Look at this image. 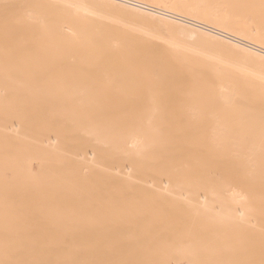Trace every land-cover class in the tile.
<instances>
[{
    "label": "rangeland",
    "instance_id": "obj_1",
    "mask_svg": "<svg viewBox=\"0 0 264 264\" xmlns=\"http://www.w3.org/2000/svg\"><path fill=\"white\" fill-rule=\"evenodd\" d=\"M123 1L0 0V36L5 19H43L139 61L58 71L70 80L63 87L22 80L52 71L8 69L18 82L0 84V211L7 227L34 237L64 227L71 238L0 243L102 249L84 264H264V119L239 117L218 97L234 92L264 110L263 9L244 8L246 0ZM9 37L19 57L31 52L16 32ZM146 61L164 68L145 71ZM158 69L185 80L160 85ZM72 74L86 80L71 82ZM204 91L215 98L199 99ZM115 122L124 157L116 136L105 139V124ZM140 135L158 149L167 140L168 150L142 160ZM201 154L212 161L191 164Z\"/></svg>",
    "mask_w": 264,
    "mask_h": 264
},
{
    "label": "bare ground",
    "instance_id": "obj_2",
    "mask_svg": "<svg viewBox=\"0 0 264 264\" xmlns=\"http://www.w3.org/2000/svg\"><path fill=\"white\" fill-rule=\"evenodd\" d=\"M119 1H123V0H119ZM129 1L130 2L126 1L125 3L130 4L131 6H136V7L137 5H139V2L137 1H132V0H129ZM253 4H255L257 7L262 8L264 12V0H246L245 2H243V7L251 8ZM138 8H140V5L138 6ZM143 8L144 7L141 6V9ZM146 10H149L153 13H157V12H154L152 9L147 8ZM158 14H161V13H158ZM171 18L176 19V21L179 19L176 17L173 18V16H171ZM5 20L7 21V19ZM6 21H5L6 27H4L5 29H3L4 35L0 36L1 37L0 41H2V44H0V84L9 85V84H15L16 82H18L16 77H13L9 73L8 69H11V68H25V69H30V70L34 69V70H40V71H52L54 72L53 74L40 75L38 78L33 77L27 73L22 76V80L26 84H33L35 82H39L42 84L44 83L47 85L63 87L68 82H70V80H68L67 78L61 77L60 74H58V71H71L73 70V68H80V67H84L86 69H92V68H121L122 69V68H132L134 64L139 63V61H136L137 54L135 53L126 52V51L124 52V51H119V50H108L106 47H103L100 44L93 42L90 38H86L84 37V35H80V34H74L71 38H68L63 34L61 28L58 25L47 24L46 22L43 21V19L42 20H39V19L18 20L16 19L15 21L13 20L11 21L8 19V22ZM179 21H182V20H179ZM9 30L11 31L9 32ZM7 31L9 32V34L8 33L6 34ZM15 32L18 34L19 41H21L22 43L28 44V46L32 48L30 53L27 52L20 57L18 56V54L15 51L16 44L14 42H11L12 38L9 37L11 33H15ZM223 33L222 32L220 33L222 37L225 36ZM233 41L238 42L237 40H233ZM253 47L255 48H252V49L258 51L257 49L258 46L253 45ZM261 53H264V52H261ZM26 59H30V60L32 59V60L29 61V63H27V62H24ZM139 65L141 66V68H144L146 71V69L151 67L153 64H151V62L149 61H146V62H142ZM153 66H156L157 68H164L158 64L156 65L154 64ZM158 72L160 74V77L157 78L158 81L156 82H158L160 85L169 86V83H173L176 81L184 82L185 80V79H180V78H173L171 77L172 76L171 73L166 72L167 74H165L164 70L158 69ZM68 77L72 79L71 82L81 83L86 80V78L82 79L79 76L74 75V74L68 75ZM136 78H138V76ZM120 83H121L120 81L116 82V84H120ZM200 87L201 89H203L204 84L200 83ZM29 91L31 90H28L27 92H25V94L28 93V95H30ZM36 95H37V100L43 101L45 98L46 92L42 89L41 90L38 89L36 91ZM234 95L236 96V94L232 92L233 97H228V94L226 92L221 91L218 97L221 100H225V101L228 100V102L231 101L230 102L231 108L234 109L235 114L239 117L245 114V115L257 116L261 120L264 119V110H258L252 104H249L250 102L247 103L241 98H238V97L235 98ZM199 97H200L199 99L206 102V101L213 100L215 98V95L213 96L212 94H208L207 91H204L200 93ZM105 126L107 127L105 128V131H104L105 139L109 140V138H112L114 140V136H116L115 141H114L115 148L117 150V153L124 157L129 152V150L125 148V144H126V141L124 138L125 133L123 132L121 128H119V123L115 122L112 125L111 123H106ZM81 134H82V131H81ZM138 140H139V144L136 147L135 151L140 155V158L144 161H146L148 158L149 160L153 159L152 155L154 156V154L152 153H154V151L159 150V152H163V151L168 150L166 147L167 142H168L167 140H164V139L159 140V141L163 140L162 141L163 148H159V149L157 148L156 138L154 137H151V136L145 137V136L140 135L138 137ZM210 161H212L210 157H204L201 154V156L197 157L195 160H192L191 164L199 165L200 163H206ZM175 170H177V168ZM238 172H240V170ZM241 173H246L247 175V169H244L243 167ZM84 188L86 189V187ZM210 196H213V195L210 194ZM45 209H48V208H45ZM196 211L197 210H195L193 214H195ZM57 212L58 211H56V213ZM6 215H7L6 213H2L0 211V241H12V240H23V239L35 240L34 238L38 240H49V239L57 238L52 235L54 233H60L62 235L60 236V238H67V239L71 238V233L70 232L68 233L69 230L64 227L60 228L59 230L58 229L41 230L38 233V236H37L38 238L34 237L30 234H27L29 231L28 229H14L13 227L11 228L7 227V225L12 222H10V220L6 217ZM178 222H180V220ZM86 225L88 226V223ZM1 235L4 238H1ZM79 246L81 247V250L76 251L74 249L75 248L74 246L69 245V244H64V243L63 244L61 243H58V244H55V243L54 244H50V243H28V244L0 243V264H84L87 262L86 257L89 255L90 252L95 251L98 254L102 252V249L97 246L92 247V248H88L86 245H83V244ZM62 248H66V250ZM76 256L78 257L75 258ZM94 264H103V263L94 262Z\"/></svg>",
    "mask_w": 264,
    "mask_h": 264
}]
</instances>
